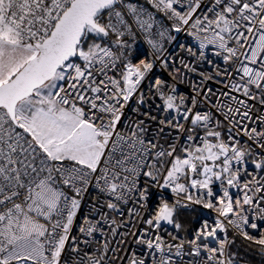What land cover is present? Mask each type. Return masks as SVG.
Returning <instances> with one entry per match:
<instances>
[{"label":"snow or ice","instance_id":"snow-or-ice-1","mask_svg":"<svg viewBox=\"0 0 264 264\" xmlns=\"http://www.w3.org/2000/svg\"><path fill=\"white\" fill-rule=\"evenodd\" d=\"M241 245L264 264V0H0V264Z\"/></svg>","mask_w":264,"mask_h":264},{"label":"built area","instance_id":"built-area-1","mask_svg":"<svg viewBox=\"0 0 264 264\" xmlns=\"http://www.w3.org/2000/svg\"><path fill=\"white\" fill-rule=\"evenodd\" d=\"M139 42V41H138ZM190 42V38L187 37L186 34L181 33L177 36V39L174 40L171 44H166L165 47L168 50V52H173L175 53L178 57L179 56H184L185 52L179 47L180 44H188ZM145 49H147V46H143ZM219 63V61H217ZM206 70L208 69V66H204ZM156 73L157 75H164L167 76V73L164 72L163 69L161 68H156ZM196 79V74L195 73H189L187 75V78L183 80V82L177 81V89L180 93L186 95V96H191L194 93L192 92V88L190 86V81ZM210 87H213L214 89H219L222 88V85H217L215 83H209ZM134 107V105H133ZM125 112L131 117L132 113L129 111L128 108L125 109ZM83 210L85 213H87V198L85 199V206L83 207ZM210 210H202V214L205 217H208Z\"/></svg>","mask_w":264,"mask_h":264},{"label":"trees","instance_id":"trees-1","mask_svg":"<svg viewBox=\"0 0 264 264\" xmlns=\"http://www.w3.org/2000/svg\"><path fill=\"white\" fill-rule=\"evenodd\" d=\"M238 250L240 255L249 260L251 264H262V258L256 254L255 250H245L243 245Z\"/></svg>","mask_w":264,"mask_h":264}]
</instances>
